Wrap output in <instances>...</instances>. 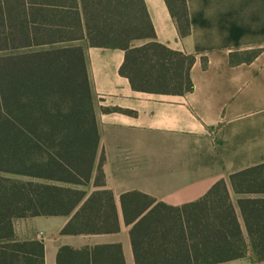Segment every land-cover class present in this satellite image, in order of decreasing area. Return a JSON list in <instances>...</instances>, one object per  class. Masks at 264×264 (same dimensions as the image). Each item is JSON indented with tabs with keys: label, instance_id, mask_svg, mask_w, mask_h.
I'll use <instances>...</instances> for the list:
<instances>
[{
	"label": "crops",
	"instance_id": "1",
	"mask_svg": "<svg viewBox=\"0 0 264 264\" xmlns=\"http://www.w3.org/2000/svg\"><path fill=\"white\" fill-rule=\"evenodd\" d=\"M144 2L155 42L195 58L189 71L192 92L133 88L120 73L127 56L123 50L91 47L87 41L59 45L84 50L99 156L105 157L118 231L62 236L71 216L35 217L15 221L16 236L42 242L45 264H57L63 247L87 251L86 264H136L135 223L126 222L121 197L137 192L155 200L144 215L158 204L186 208L181 222L189 251L192 245L229 242L244 248L245 255L220 264H264L259 259L264 253V0H186L187 37L180 35L165 0ZM148 43L134 41L132 48ZM184 73L188 67L184 71L181 63ZM133 75L137 86V59ZM243 171L250 173L237 175ZM219 181L227 191L211 192ZM155 213L153 222L137 230V256L146 263L167 262L175 249L171 220L162 219L163 208ZM186 218L198 238L188 237ZM109 247L118 250L94 254Z\"/></svg>",
	"mask_w": 264,
	"mask_h": 264
},
{
	"label": "trees",
	"instance_id": "2",
	"mask_svg": "<svg viewBox=\"0 0 264 264\" xmlns=\"http://www.w3.org/2000/svg\"><path fill=\"white\" fill-rule=\"evenodd\" d=\"M165 2L180 35L187 37L186 0ZM155 38L144 0H0V264H45L42 242L16 236L14 223L20 219L71 216L62 236L118 231L105 157L99 156L100 134L84 50L59 45L87 41L91 47L123 50L127 56L120 73L133 88L192 92L189 71L195 58L173 52ZM134 41L150 43L135 49ZM181 63L184 71L188 67L183 76ZM214 191H227L225 182H217ZM121 202L126 222L135 223L131 237L136 264H220L245 255L244 248L229 242L192 245L189 251L181 222L186 208L158 204L144 215L155 200L137 192L123 195ZM158 208L166 212L162 219L172 222L173 257L167 262H142L137 256V230L153 222ZM185 225L190 240L196 238L187 218ZM220 234L225 237V232ZM113 248L118 250L99 248L94 254ZM87 258L85 250L63 247L57 264H86Z\"/></svg>",
	"mask_w": 264,
	"mask_h": 264
}]
</instances>
